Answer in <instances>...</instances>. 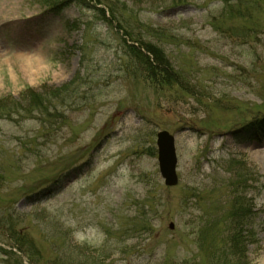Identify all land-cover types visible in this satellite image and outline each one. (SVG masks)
Masks as SVG:
<instances>
[{
	"label": "rangeland",
	"instance_id": "1",
	"mask_svg": "<svg viewBox=\"0 0 264 264\" xmlns=\"http://www.w3.org/2000/svg\"><path fill=\"white\" fill-rule=\"evenodd\" d=\"M63 1L0 0V102L72 84L56 110L26 100V117L0 119V264H32L18 233L39 264L68 249L76 264H212L241 210L261 241L247 264H264V0H232L237 14L222 0H120L136 37L165 51L169 86L132 75L123 33L90 0L50 10ZM161 131L176 135V187Z\"/></svg>",
	"mask_w": 264,
	"mask_h": 264
},
{
	"label": "trees",
	"instance_id": "2",
	"mask_svg": "<svg viewBox=\"0 0 264 264\" xmlns=\"http://www.w3.org/2000/svg\"><path fill=\"white\" fill-rule=\"evenodd\" d=\"M175 6L180 4L182 0H173ZM186 2V0H184ZM232 0H222L224 4L230 6ZM70 2H76L81 6H88L90 3L88 0H67L62 3L54 4L50 10L62 11L65 6ZM92 10L95 12L96 17L103 21L108 28H116L119 32L124 35L123 44L125 47V54L129 58L130 67L133 68L132 75L141 76L145 81L151 82L152 84H163L169 86L175 82V72L172 70V65L163 50L162 47L153 43L146 42L141 38H137L134 33V21L129 18L130 8L127 3L120 0H90ZM233 6H230V11L234 14ZM126 38L129 39L132 45L128 44ZM178 76V75H177ZM72 84L66 85L63 88L50 90L48 94L45 93H31L22 95L19 101H8L0 102V119L2 120H15V115L26 117V100L31 102L30 112L38 111L42 115H45L51 111V108L56 110L57 104H64L65 99L70 98V87ZM65 93V94H64ZM258 131L264 133V123L256 126ZM1 180V174H0ZM241 210V209H240ZM242 213V214H241ZM249 214V215H248ZM254 214V212L244 213L242 210L238 212V219L233 223V230L231 236L225 242L226 247H217V241H214L210 247V261L212 264H247L250 252L253 248H260V239L257 231V227L254 223V218L246 217ZM243 215V216H242ZM245 219L251 221L249 224H245ZM5 222L9 226V231L16 235V231L13 227V221L6 219ZM132 233L136 237L142 233L147 232L150 228V224L145 219L144 214L139 216L134 221L132 226ZM19 244L21 245L20 250L25 252L26 256L32 264H39L38 250L35 242L29 235H20ZM60 251L62 249H59ZM37 252V254H36ZM35 257L37 259H35ZM75 255L70 249L64 252V256L61 261H56L55 264H76ZM86 264V263H85Z\"/></svg>",
	"mask_w": 264,
	"mask_h": 264
},
{
	"label": "water",
	"instance_id": "3",
	"mask_svg": "<svg viewBox=\"0 0 264 264\" xmlns=\"http://www.w3.org/2000/svg\"><path fill=\"white\" fill-rule=\"evenodd\" d=\"M157 149L161 177L167 187H176L179 184L176 135L168 131L159 132L157 134ZM174 228V224H170V229L173 230Z\"/></svg>",
	"mask_w": 264,
	"mask_h": 264
}]
</instances>
